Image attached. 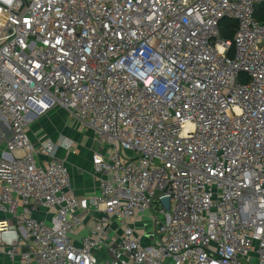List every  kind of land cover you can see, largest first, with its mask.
<instances>
[{"label":"built area","instance_id":"1","mask_svg":"<svg viewBox=\"0 0 264 264\" xmlns=\"http://www.w3.org/2000/svg\"><path fill=\"white\" fill-rule=\"evenodd\" d=\"M262 5L0 0V264H264ZM59 107L100 145L93 194L60 144L29 136L30 115ZM146 214L149 246L132 226Z\"/></svg>","mask_w":264,"mask_h":264},{"label":"crops","instance_id":"2","mask_svg":"<svg viewBox=\"0 0 264 264\" xmlns=\"http://www.w3.org/2000/svg\"><path fill=\"white\" fill-rule=\"evenodd\" d=\"M53 114H57L54 112ZM59 116V114H57ZM32 115H30L27 118V128L29 129L30 126V120ZM49 125L48 120H38L34 121L33 128L39 129L37 131L40 132V129L42 126L44 128ZM41 127V128H40ZM46 130V129H45ZM29 129V136L32 140V142L38 146V139L39 137L35 133L32 134ZM42 131V129H41ZM4 144L3 142H0V148H3ZM80 147V146H77ZM81 148V147H80ZM95 151V150H94ZM92 153H83V150L81 148V154L75 155L74 152L71 150H67L63 148L62 146L58 148L56 156L65 159L66 162L69 165L70 173L72 176V180L74 183V187L76 190V193L79 196L84 195H90L97 191L98 189V176L94 173L93 170V154ZM84 216V226L82 229H80L79 232L75 234V239H80L81 236L88 234L91 231V228L93 227L94 221L98 216V212L92 210L89 212H86L83 214ZM132 226L135 228V230L139 233L141 236L143 243L147 246L153 244V242L158 238L157 228L155 226V223L151 220V217L149 214H146L144 216H139L136 220L132 221ZM122 234V231L118 228L117 223H112V229L110 231V237L111 239L118 244L120 242V235ZM100 257L106 258L110 257L112 254L109 250H98L96 252ZM1 264H22L20 262H11L7 258H3L1 261ZM31 264H37L36 262H33Z\"/></svg>","mask_w":264,"mask_h":264},{"label":"rangeland","instance_id":"3","mask_svg":"<svg viewBox=\"0 0 264 264\" xmlns=\"http://www.w3.org/2000/svg\"><path fill=\"white\" fill-rule=\"evenodd\" d=\"M56 112L59 114H53ZM44 121L48 120L49 125L44 128L42 126V131L40 129V132L37 133L39 129L33 128L34 121ZM29 129L31 130L32 134L39 137L38 144L44 143L45 141H53L57 144L61 145V141L66 140L72 143L74 145V148L77 146H80L83 150V153H92L94 150H99L100 145L98 141L95 139L94 132L87 126H84L81 122H78L74 116L69 114L64 108H55L54 110L43 114L39 117H31L30 120V126ZM46 129V130H45ZM37 148L39 147L36 146ZM5 149V146L3 148H0V157ZM36 156L45 161L46 158L41 156L39 151L36 152Z\"/></svg>","mask_w":264,"mask_h":264},{"label":"trees","instance_id":"4","mask_svg":"<svg viewBox=\"0 0 264 264\" xmlns=\"http://www.w3.org/2000/svg\"><path fill=\"white\" fill-rule=\"evenodd\" d=\"M257 17L259 20H264V5L260 6L257 11ZM226 31L223 34L224 39H232L236 31V23L234 21L225 22Z\"/></svg>","mask_w":264,"mask_h":264}]
</instances>
